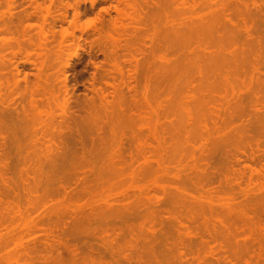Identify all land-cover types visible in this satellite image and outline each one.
<instances>
[{
	"label": "rangeland",
	"instance_id": "obj_1",
	"mask_svg": "<svg viewBox=\"0 0 264 264\" xmlns=\"http://www.w3.org/2000/svg\"><path fill=\"white\" fill-rule=\"evenodd\" d=\"M120 2L121 4L119 0H0V264H264L263 120L260 123L261 118H264L262 106L264 89L259 84L255 85L264 77L255 71L251 72L253 71L251 68L256 65L260 67L259 71H264V63L255 64L254 49L252 52L254 55L249 53L246 54L249 57H245L241 50L238 51L240 47L225 44L229 46L228 48L222 44L223 40L220 43L221 38H225L224 35L235 36V33L241 30L242 17L238 16L246 17V21L259 17L256 19H260V23L255 19L256 25L258 29L264 27V0ZM236 2L240 3L239 8ZM243 4L246 6L243 7ZM244 8L257 16L253 18L249 15L247 18L250 13L247 15L245 12L242 13ZM226 12L228 15L234 13H231L233 17H229ZM235 17L239 18L240 22ZM227 19L232 25L236 23L235 26L239 30L227 24ZM99 20L103 22L101 26ZM108 21L113 22V26L111 23L109 25ZM210 22H214V26ZM208 23L213 27L210 28ZM221 23L222 27L229 25L233 28H226L228 31L224 28H220L219 31L222 29L220 32L215 31V27L218 29ZM198 25L206 27L205 33L208 28L212 34L214 33L212 29L216 34L222 33L220 37L217 35L219 43L213 39L216 34L211 38L213 35H210L209 31L210 34L206 35L211 37L205 40L203 27L201 32L198 30L200 34L196 32L198 28L195 26ZM192 27L197 28L196 33L186 31ZM186 32L191 34V37ZM185 34L191 39H186L189 40V45L186 42L187 46L195 47L184 49L186 46H183L184 48L180 49L181 45H186L183 44ZM195 34H198V38L200 36L198 40L201 37L205 40L204 42L200 40L201 45L203 43L204 45L198 46L200 45L198 40L193 44L190 42L194 41ZM99 35L102 36L101 39ZM107 35L112 36L116 43L119 39L118 44L120 42L122 44L114 45V48L118 47L116 50L118 55L113 57L114 61L111 59V63L112 65L118 63L124 73L135 69L136 64L133 62L129 65L125 60L129 56L123 58L122 56H125L123 52L128 51L126 48H130L129 52L134 49L132 55H135L139 63L137 64L139 73L134 75L137 85L135 90L129 93L131 95L126 91L124 84L120 83L119 75L115 74V65L114 68L111 64L106 65L107 59L103 54L115 50L110 45L112 37L111 40H107ZM44 38H48L47 41ZM211 40H214L215 45ZM39 43H45L46 46L41 48L46 49H38ZM126 45L128 46L123 51L122 46ZM234 47L235 51L232 49ZM197 48L203 50L199 51ZM219 48L222 51H219ZM182 49L184 52L181 53ZM185 50L190 53L189 58ZM216 50L223 58L231 57L228 61L229 65L234 63L233 66L225 68L234 69L233 73L230 69L226 72L224 67L225 71L221 69L217 72V65L215 70L213 66L211 71L209 70L213 71L214 75L212 73L210 76L207 70L206 73L199 74L201 63L204 65L208 62H203L205 55L208 57L209 53H216ZM40 52L45 55L40 56ZM200 52L203 53L202 58L196 60ZM227 52L233 54L234 60ZM244 52L249 51L245 49ZM185 56L188 60L193 56L196 63L194 60L191 65L196 67L186 65L190 64L191 60L186 61ZM250 56L254 58L251 59ZM119 57H122L121 60ZM47 58L49 59L46 62ZM123 59L126 62H123ZM25 60L30 62L21 63ZM238 61L246 65L247 69L241 71L243 65L237 69ZM183 62H186L185 65ZM252 63L253 67L250 66ZM14 65L18 69L17 73ZM179 65L182 66L181 69H178ZM219 67L221 68V65ZM39 69L44 70L41 72ZM106 69H110L111 72L114 70L112 74L111 72L108 74V78ZM179 70H183L182 73ZM194 70L196 73H192ZM219 72L223 73L222 77ZM249 72L255 75L252 77ZM96 74L97 76L99 74L98 78ZM100 76H104V79ZM260 77L261 79H258ZM249 80H252L251 85L248 84ZM106 82L110 84L113 82L114 88L104 87ZM61 83L67 88L64 89ZM97 87L101 88V91H98L103 94L108 91L104 95L101 93L98 95ZM253 90H257L258 94L253 95ZM64 92L66 94H63ZM128 95L134 97L132 101L127 99ZM29 96H32L33 102ZM254 96L262 99L256 97L258 100L256 103L259 104L252 103L256 111H252L250 104L255 102ZM250 98L254 101L250 102ZM134 99L137 100L134 102ZM237 99H241L244 104L250 102L245 104L247 105L244 106L247 108L245 112L240 113L237 110L239 115L235 110L238 108ZM76 101L79 105L74 107ZM88 101L91 102L90 105ZM79 106H82L81 109L89 107L87 108L89 112L81 111ZM258 107H261V110ZM213 109H219L221 112ZM225 109L226 111L231 109L229 114ZM74 110L76 112H72ZM87 112L94 117L85 114ZM250 112L255 113L251 116ZM256 112L261 114L257 115ZM15 115H18L17 119L21 117L19 122L14 119ZM253 117L252 122L250 119ZM73 118L82 121L80 126H78L80 121H77V127H80L79 131L76 129L77 132L74 128L76 120ZM88 118L92 119H89L91 122ZM248 119L251 122L247 123ZM12 120H16L18 124H14ZM254 123L260 124L262 130L258 131L262 133L258 135V139L261 137L263 141L260 139L258 144H254V139L248 137L252 134L255 137V132L259 128V125ZM63 124L67 129L64 126L60 127ZM96 124L99 127L103 124L106 128L105 130L102 126L104 130H101L100 136L102 140L105 139L101 141L102 143L97 140ZM245 124L247 126L251 124V127L246 126L244 129ZM238 125L241 129L244 125V130L238 131ZM247 129H252L253 133ZM245 130L248 133L246 135ZM104 132L105 136L112 135L109 136L112 140L109 137L105 138L102 135ZM56 133L60 136L57 137ZM63 134L65 135L62 137ZM113 135L119 137L114 139ZM68 136L76 143L84 138L82 144L85 145V150L86 146L89 150L92 147L94 150L98 146L100 149L96 151L99 155H93L95 154H92L93 150L89 152L88 149L84 155V151L78 152L80 145L70 142L73 140ZM103 143H107V146ZM54 145L61 147L57 148ZM67 146L71 147L70 151ZM120 146L123 151L120 150ZM124 148H127L126 151L129 150V153L132 151L130 153L132 158ZM257 148L258 155L263 151L261 158L258 155L252 156L257 154ZM237 149L242 150L241 153L244 152L248 159ZM72 150L77 154L75 152L71 154ZM105 150L106 152H103ZM58 154L59 156L55 158ZM70 154L75 157L71 156L70 159ZM84 156L91 157L87 159ZM92 158L96 162H93ZM96 158L102 159L98 161ZM236 158L242 160L238 161L241 164H237ZM63 161L68 162L65 164ZM244 164L252 168L248 169ZM90 169L92 172H89ZM191 215L194 219L189 217ZM188 219L195 222L191 224ZM179 220L186 226L189 227L190 224L191 226L178 228L180 223L176 225V222ZM113 225L116 227L113 228ZM206 225L208 229L205 228Z\"/></svg>",
	"mask_w": 264,
	"mask_h": 264
},
{
	"label": "bare ground",
	"instance_id": "obj_2",
	"mask_svg": "<svg viewBox=\"0 0 264 264\" xmlns=\"http://www.w3.org/2000/svg\"><path fill=\"white\" fill-rule=\"evenodd\" d=\"M115 1H116V0H115ZM120 1H122V0H119V3L121 4ZM125 1H126V0H123V2H125ZM206 1H207V0H206ZM212 1H213V0H212ZM236 1H238V0H236ZM245 1H246V0H245ZM128 2H129V1H128ZM243 2H244V1H243ZM115 3L117 4V2H115ZM119 3H118V4H119ZM132 3H133V2H132ZM143 3H144V2H143ZM154 3H155V2H154ZM204 3H205V2H204ZM206 3H208V2H206ZM209 3H210V1H209ZM236 3H237V2H236ZM238 3H239V2H238ZM238 3H237V5H236L237 7L240 5V3H239V5H238ZM151 4H152V3H151ZM212 4H213V3H212ZM215 4H216V3H215ZM215 4H214V5H215ZM128 5H129V4H128ZM210 5H211V4H210ZM214 5H213V6H214ZM227 5H229V4H227ZM150 6H151V5H150ZM236 6H235V10H237V9H236ZM242 6L244 7V6H246V5L243 4ZM116 7H117V6H116ZM118 7H119V6H118ZM124 7H125V5H124ZM155 7H156V6H155ZM210 7H211V6H210ZM113 8H114V7H113ZM113 8H112V10H113ZM121 8H123V5H122ZM143 8H144V7H143ZM145 8H146V7H145ZM149 8H151V7H149ZM227 8H228V6H227ZM238 8H239V7H238ZM240 8H241V7H240ZM229 9H230V8H229ZM231 9H232V8H231ZM242 9H243V8H242ZM244 9H245V8H244ZM107 10H108V9H107ZM112 10H111V11H112ZM114 10H116V9H114ZM120 10H121V9H120ZM141 10H142V9H141ZM116 11H117V10H116ZM225 11H226V9H225ZM246 11H247V8H246L243 12L240 10V12H242V13L245 12L246 15H247V13H250V14L247 15V18L250 17L249 15H252L253 18H254V16L256 15V14H255V15H254V14H251V12H250L249 10H248L249 12H248V11L246 12ZM102 12H103V11H102ZM143 12H144V11H143ZM229 12H230V11H229ZM233 12H234V10H233ZM240 12H238V13H240ZM118 13H119V11H118ZM226 13H227V15H228V12H226ZM231 13H232V12H231ZM231 13L228 15L229 17L231 16ZM236 13H237V12H236ZM236 13H235V14H236ZM256 13H257V12H256ZM260 13H261V12H260ZM104 14H105V13H104ZM106 14H107V13H106ZM146 14H147V13H146ZM146 14H145V17H147L146 19L149 20V19H148V16H146ZM232 14H234V13H232ZM118 15H120V14H118ZM139 15H140V14H139ZM142 15H143V14H142ZM142 15H141V16H142ZM225 15H226V14H225ZM242 15H243V14H242ZM244 15H245V14H244ZM246 15H245V16H246ZM123 16H124V14H123ZM236 16H238V15H236ZM245 16H244V17H245ZM252 16H251V18H252ZM256 16H257V15H256ZM232 17H233V15L231 16V18H232ZM238 17H239V18H240V17L243 18V16H238ZM224 18H227V17L224 16ZM231 18H230V19H231ZM235 18L237 19V17H235ZM239 18L237 19V21L239 20ZM242 18L240 19V20H242V22H241L242 26H241V28H240V29H241L240 31H241L242 33H240V31H237L238 33H237V34L235 33V36H234L233 34H231V35H229V36H227L228 34H227V35H224L225 38H221V40L219 39V40H220V43H221L222 40H223L224 42H222V44H224V45H225V44H228V45L231 44L232 46L240 47V48L238 49V51L241 50L242 55H243V54L246 55V54H249V53H251V55H252V54H253L252 52H253V49H254V52L256 53V54H255V55H256V56H255V57H256V58H255L256 63L254 62V60H252L253 63H255V64H258V63L262 64V63H264V58H263V52H264V32H263V30H264V27L262 26L263 28L260 27L261 29H258L259 27L256 25L255 19H256V18H259V17H256V18H254V19H250V18H249V20L247 19V21H249V23H247V21H246V19H245L246 17L243 18V19H242ZM99 19H100V18H99ZM122 19H123V18H122ZM124 19H125V18H124ZM147 20H146V21H147ZM227 20H228V21H227V24H229L230 26L236 27V26H235V25H236L235 22H234L235 24L233 23L234 25H232V23L230 22V20H229V19H227ZM240 20H239V22H240ZM256 20H257V19H256ZM259 20H260V19H259ZM259 20H257V22H259ZM101 21H103V20L101 19ZM101 21L99 20V23H100V24L98 23L100 26H101V24H103V22H101ZM111 21H113V19H112ZM111 21H108V22H109V25H111V24L113 23V22L111 23ZM224 21H226V20H224ZM234 21H236V20H234ZM237 21H236V22H237ZM115 22H116V21H115ZM148 22H149V21H147V23H148ZM110 23H111V24H110ZM210 23H211V22H210ZM213 23H214V22H213ZM213 23H211V24L213 25ZM259 23H260V22H259ZM117 24H118V23H117ZM211 24L209 25V23H208V26H209L210 28L214 26V25L212 26ZM221 24H222V25H220L221 27H219L218 29H217V27H215L216 29H214V30H215V31H217V30L219 31L220 28H224V29H226V28L228 29V27H229V29L231 28L229 25H228V27H225V26L222 27V26H223V23H221ZM121 25H122V24H121ZM199 25H200V24H199ZM199 25H198V26H195V27L198 28V29L196 28L197 31H196V29H193V28H195V27H192L193 30L190 28V29H188V30H186V31L191 30L192 32L194 31V33H196V32H198V30H199V32H201L202 29L204 28L203 26H204L205 24H204L203 26H201V27H203L202 29H201V27H200ZM3 26H5V24H4ZM112 26H113V24H112ZM112 26H111V27H112ZM116 26H117V25H116ZM116 26H115V27H116ZM127 26H128V25H127ZM216 26H217V25H216ZM218 26H219V24H218ZM226 26H227V25H226ZM115 27H114V28H115ZM123 27H124V26H123ZM147 27H148V26H147ZM233 27H232V28H233ZM6 28H7V27H6ZM6 28H3V29L5 30ZM118 28H119V27H118ZM121 28H122V27H121ZM141 28H142V27H141ZM205 28H206V27H205ZM205 28L203 29V32L205 31ZM210 28H208V30H207L206 33L204 32L205 40H206V38L209 39L208 37H211V36L206 35V34H210V33H211V32H210L211 30L209 31ZM232 28H231V29H232ZM236 28L238 29V27H236ZM3 29H1V30H3ZM101 29H102V27H101ZM101 29H99V30L102 31ZM185 29H187V28H185ZM227 29H226V31H228ZM234 29H235V28H234ZM262 29H263V30H262ZM4 30H3V31H4ZM8 30H9V29H8ZM214 30L212 29V31H213L214 33H213V34H212V33L210 34V35H213L211 38H213V37H214V34H216ZM221 30H222V29H221ZM221 30H220V31H221ZM235 30H236V29H235ZM238 30H239V29H238ZM258 30H259V31H258ZM183 31H184V30H183ZM195 31H196V32H195ZM208 31H209L210 33H208ZM220 31H219V32H220ZM224 31H225V30H224ZM233 31H234V30H233ZM233 31H231V32H233ZM5 32H6V31H5ZM199 32H198V33H199ZM203 32H202V33H203ZM219 32H218V34H219ZM222 32H223V31H222ZM229 32H230V31H229ZM101 33H103V32H101ZM101 33H99V34L102 35ZM225 33H227V32H225ZM225 33H224V34H225ZM233 33H234V32H233ZM63 34H64V33H63ZM65 34H66V33H65ZM65 34H64V35H65ZM67 34H68V33H67ZM186 34H187V32H186ZM186 34H185V35H186ZM199 34H200V33H199ZM218 34H216V36H215L216 38H215V37L213 38L214 40H215V39L217 40V38H219V37H220V34H222V33H220L219 35H218ZM242 34H243V36H242ZM43 35L45 36L46 34H43ZM64 35H62V36L64 37ZM71 35L73 36V34H71ZM71 35H70V36H71ZM100 35H99V38L101 39L102 36L100 37ZM140 35H141V33H140ZM187 35L190 36L191 34H190V35L187 34ZM187 35H186V37H185V41L183 42V44L186 43V42H188V45H189V40L186 41V39H187V38L190 39L191 36L188 37ZM197 35H198V34L193 35V36H195L196 38L192 36V37L194 38V41H190V42H192V44H193V42H195V40H198V39L200 38V36H199V38H198ZM217 35H218L219 37H218ZM46 36H47V35H46ZM68 36H69V35H68ZM68 36H66V37H68ZM107 36H108V35H107ZM176 36H178V35H176ZM206 36H207V37H206ZM222 36H223V35H222ZM103 37H104V35H103ZM109 37H110V35L108 36V39H107V40H109V39L111 40V37H112V36H111L110 38H109ZM134 37H135V36H134ZM45 38H46V37H45ZM45 38H44V40L47 41L48 38H47V39H45ZM64 38H65V37H64ZM130 38H131V37H130ZM137 38H138V37L136 36V40H137ZM105 39H106V38H105ZM112 39H113L112 44H110V45H111V48H112V47L114 48L115 46H119V45L121 46V45H122V44H120L121 42L118 44L119 39H118V42H117V43H116V41H115V39H114L113 37H112ZM133 39H135V38H133ZM139 39H141V38H139ZM201 39H202V37H201ZM201 39H200V40H201ZM190 40H191V39H190ZM200 40L197 41V42L200 43V45H198V46H202V45H204V43H203L202 45H201V43L204 42L205 40L202 39V40H203L202 42H201ZM214 40H211V42H213ZM39 41H40V40H39ZM41 41H42V40H41ZM114 41H115V42H114ZM131 41H132V40H131ZM225 41H226V42H225ZM34 42H35L34 44L36 45V44H37L36 41H34ZM37 42H38V40H37ZM43 42H44V41H43ZM123 42H125V41H123ZM127 42H128V41H127ZM207 42H208V41H207ZM207 42H206V44H205L206 46H207ZM211 42H210V43H211ZM216 42H218V40H217ZM41 43H42V42H41ZM41 43H39V45H40L39 47H40V48H38V47H36V48H38V49H43V48L46 46L45 43H44V44H41ZM61 43H62V42H61ZM110 43H111V42H110ZM113 43H114V44H113ZM218 43H219V42H218ZM34 44L32 43L33 46H34ZM115 44H118V45H115ZM133 44H134V43H133ZM133 44H132V45H133ZM197 44H198V43H197ZM197 44H195V45H197ZM212 44L215 45V42H213ZM44 45H45V46H44ZM93 45H94V44H93ZM114 45H115V46H114ZM213 45H212L211 47H213ZM216 45H221V44H216ZM231 45H230V46H231ZM238 45H241V46H238ZM37 46H38V44H37ZM42 46H44V47L41 48ZM102 46H103V45H102ZM104 46H105V45H104ZM127 46H128V45H126V46H122V48L124 47V48H123V51H124V49H125ZM183 46H186V47L184 48ZM190 46H192V45H190ZM190 46H187V43H186V45H181L180 49H181L182 47H183L184 49H188V47L191 48ZM206 46H205V47H206ZM209 46H210V45H209ZM225 46H227V45H225ZM232 46H231V47H232ZM92 47H93V46H92ZM109 47H110V46H109ZM129 47H130V45H129ZM171 47H172V46H171ZM192 47H195V46H192ZM196 47H197V46H196ZM205 47H202V48L205 49ZM214 47H215V46H214ZM227 47L229 48V46H227ZM231 47H230V48H231ZM235 47H234V48H235ZM122 48H121V50H122ZM135 48H136V47H135ZM175 48H176V47H175ZM177 48H178V47H177ZM198 48H199V47H198ZM198 48H197V49H198ZM202 48H200V49H198V50L200 51ZM207 48H208V46L206 47V50H207ZM216 48H218V47H216ZM216 48H215V49H216ZM220 48H221V47H220ZM220 48H219V51L224 50V46H223V49L221 48L222 50H220ZM228 48H227V49H228ZM234 48H232V49L235 51L236 48H235V49H234ZM250 48H251V49H250ZM44 49H46V48H44ZM102 49H103V48H102ZM114 49H115L114 51H109L108 53L105 52L106 55H105V53L103 54L104 57H105V59H107V61H106L107 64H106V65H110V64L112 65L111 61L113 60V57H116V56L118 55V54L116 53V50L118 49V47H117V48H114ZM126 49H128V51L123 52V53L125 54V56H122V57L125 58V57L129 56V58L125 59V60H127V63H129V65H130V63L135 62L134 64H136V65H134V66H135V69L133 68L134 71H133L132 69H130L129 71L127 70L128 73H124V71L120 68L121 66L119 67V66L117 65L118 63H116V64H114V65H115V71H116L115 74H118V75H119V77H120V83H121V84H124V87L126 88V91H127L128 94H129V93H131V92H133V91L135 90L136 85H137V83H136V85H135V82H137V81H136V78L134 77V75L136 76V75L139 73V72H138V66H137V64H139V63H137V60H136L135 55H134V56L132 55V54H134V51H133L134 49H133L131 52H129L130 48H126ZM126 49H125V50H126ZM180 49H178V50H180ZM184 49H182L183 51H181V53L184 52ZM203 49H202V50H203ZM215 49H214V50H215ZM232 49H231L230 51H232ZM245 49H248L249 52H244ZM48 50H49V49H47L46 52H48ZM108 50H109V49H108ZM174 50H175V49H174ZM191 50H192V49H190V51H191ZM194 50H195V48H194ZM202 50H201V51H202ZM206 50H205L203 53H205ZM209 50H210V49H209ZM214 50H210V51H214ZM251 50H252V51H251ZM102 51H103V50H101V52H102ZM185 51H186V50H185ZM192 51H193V50H192ZM207 51H208V50H207ZM225 51H226V49H225ZM234 51H233V53H234ZM18 52H19V51H18ZM42 52H44V50H42ZM42 52H40L39 55L43 57V55H45V54H44L45 52H44L43 54H41ZM119 52H120V51L118 50V53H119ZM135 52H136V51H135ZM174 52H175V51H174ZM186 52H187V51H186ZM194 52H195V51H194ZM236 52H237V51H236ZM95 53H96V52H95ZM126 53H127V54H126ZM188 53H189V52H187V54H186V53H185V54L188 56ZM203 53H202V52L198 53L200 56L196 53L197 56H198V58H197L196 60H200L199 58H202L201 54H203ZM207 53H209V52H207ZM207 53H206V54H207ZM219 53H220V52H219ZM223 53H224V52H223ZM225 53H226V52H225ZM88 54H89V53H88ZM107 54H108V55H107ZM116 54H117V55H116ZM139 54H141V53H139ZM189 54H190V53H189ZM191 54L194 55L193 52H191ZM196 54H195V55H196ZM209 54H210V53H209ZM209 54H208V57H207V55L204 54L206 58H205L204 60L202 59L203 62H204V61H206V62L208 61L207 63L205 62V63H206V64H204L205 67H204L203 63H201L202 66H201L200 68L197 67V68H199V70H200L201 68L204 67L203 70L201 69L202 71H201V70H200V71L198 70V72H200L199 74H201V75H202V73L205 72L206 70H207L206 72H210L211 69H212V66H213V70H215V68H216L217 65H218V68H217V70H216V71L218 72L219 70H220V71H221V69L224 70L225 67H230L231 65L233 66V64H234V63H233V64H230V65H229V61H228V59L231 58V57L224 56V57H227V58H223V57H222L223 55H221V54H217V50H216V53H211L210 56H209ZM227 54L230 55L231 53H228V52H227ZM227 54H226V55H227ZM235 54H236V53H235ZM240 54H241V53H240ZM92 55H93V54H92ZM126 55H127V56H126ZM224 55H225V54H224ZM229 55H228V56H229ZM242 55H241V56H242ZM253 55H254V54H253ZM94 56H95V55H94ZM173 56H174V54H173ZM189 56H190V55H189ZM189 56H188V58H189ZM219 56H220V57H219ZM230 56L233 57V54H231ZM36 57H37V56H36ZM104 57H103V58H104ZM110 57H111V58H110ZM122 57H119V60H121ZM185 57H186V56H185ZM245 57H249V55H246ZM109 58H110V61H109ZM117 58H118V57H117ZM186 58H187V57H186ZM186 58H185V59H186ZM188 58H187L186 61H190V60H191V61L189 62L190 64H188V63H186V62H185V63H186V65L190 66V65L192 64V62H194L195 59H194L193 56L191 57L193 60H192L191 58H190V60H188ZM236 58H237V57H236ZM238 58H240V55H239ZM242 58H243V57H242ZM250 58L252 59V58H254V57L250 56ZM48 59H49V58L45 59V61L48 60ZM111 59H112V60H111ZM232 59L234 60V57H233ZM243 59H245V58H243ZM243 59H242V60H243ZM248 59H249V58H248ZM248 59H246V62H248V61H247ZM251 59H250V61H251ZM114 60H115V58H114ZM114 60H113V61H114ZM125 60L123 59V62H126ZM196 60H195L194 63H196ZM215 60H216V61H215ZM218 60H219V61H218ZM233 60H232V62H233ZM235 60H236V59H235ZM242 60L240 59V61H242ZM50 61H51V59H50ZM56 61H57V60H56ZM173 61H174V60H173ZM212 61H213V62H212ZM230 61H231V60H230ZM240 61H238L237 69L239 68V66L241 67V66L243 65ZM24 62L29 63L30 61H28V62H27V60H25V61H21V63H24ZM31 62H32V61H31ZM42 62H44V61L42 60ZM46 62H47V61H46ZM200 62H201V61H200ZM217 62H218V63H217ZM220 62H221V63H220ZM232 62H231V63H232ZM235 62L237 63V61H235ZM239 62H240V63H239ZM26 63H25V64H26ZM34 63H35V62H34ZM48 63H49V62H48ZM63 63H64V62H63ZM166 63H167V62H166ZM171 63H172V62H171ZM174 63H175V62H174ZM181 63H182V62H181ZM185 63L183 62L184 65H185ZM214 63H217V64H214ZM243 63H244V61H243ZM253 63L250 64V66L253 65ZM35 64H36V63H35ZM35 64H34V65H35ZM44 64H46V63L44 62ZM50 64H51V63H50ZM61 64H62V63H61ZM92 64H93V63H92ZM104 64H105V62H104ZM183 64H182V65H183ZM15 65H16V64H15ZM15 65H14V67H15V70H16V73H17V72H18V71H17L18 69L16 68ZM36 65H37V64H36ZM46 65H47V64H46ZM62 65H64V64H62ZM67 65H68V64H67ZM93 65H94V64H93ZM95 65H97V64H95ZM114 65H112L113 68H114ZM119 65H120V64H119ZM180 65H181V64H180ZM180 65L178 66V69H181L182 66L180 67ZM198 65H200V64H198ZM220 65H221V68L219 67ZM222 65H224V66H222ZM263 65H264V64H263ZM23 66H24V65H23ZM39 66H40V64H39ZM39 66H38V68H39ZM50 66H51V65H50ZM60 66H61V65H60ZM125 66H126V65H125ZM132 66H133V65H132ZM132 66H130V67H132ZM191 66H195V67H196V65H191ZM191 66H190V67H191ZM215 66H216V67H215ZM232 66H231V67H232ZM235 66H236V65H235ZM243 66H244V65H243ZM248 66H249V65H248ZM248 66H247V67H248ZM250 66H249V67H250ZM14 67H13V68H14ZM43 67H44V66H43ZM46 67H47V66H46ZM48 67H49V64H48ZM63 67H64V66H63ZM99 67H100V66H99ZM101 67H103V66H101ZM112 67H111V68H112ZM122 67H123V65H122ZM142 67H143V66H142ZM183 67H184V66H183ZM223 67H224V68H223ZM245 67H246V65H245L244 67H242V69H240V70H241V71H242L243 69L246 70L247 68H245ZM251 67H253V66H251ZM256 67H258V66L256 65V66H254L253 68H251V70H253V71H251V72H254V71H255V72H257V74H259V76H260V75H263L262 77H264V71H263V70H262V71H259V70H260V69H259L260 67H258V68H256ZM34 68H35V67H34ZM40 68H41V66H40ZM64 68H65V67H64ZM97 68H98V67H96V69H97ZM113 68H112V69H113ZM174 68H175V67H173V69H174ZM186 68H187V66H186ZM205 68H206V69H205ZM209 68H210V69H209ZM219 68H220V69H219ZM262 68H263V66H262ZM262 68H261V69H262ZM41 69H42V68H41ZM62 69H63V68H62ZM96 69H95V70H96ZM99 69H100V68H99ZM112 69H111V70H112ZM127 69H128V67H127ZM178 69H177V70H178ZM225 69H226V68H225ZM229 69H230V68H229ZM229 69H228V70H229ZM39 70H40V69H39ZM43 70H44V69H43ZM43 70H42V71H43ZM45 70H47V69H45ZM63 70H64V69H63ZM106 70H107V69H106ZM131 70H132L133 72H132ZM175 70H176V68H175ZM175 70H174V71H175ZM183 70H184V69H183ZM183 70H181V71L179 70V71L182 73ZM191 70H192V68H191ZM209 70H210V71H209ZM223 70H222V72H223ZM228 70L226 69V72H227ZM230 70H232V69H230ZM230 70H229V71H230ZM233 70H234V69H233ZM233 70H232V73H233ZM0 71H1V70H0ZM40 71H41V70H40ZM40 71H39V74H40ZM42 71H41V72H42ZM64 71H65V70H64ZM96 71H97V70H96ZM113 71H114V70H112V72H113ZM179 71H177V72H179ZM185 71H186V69L184 70V72H185ZM216 71H215V72H216ZM224 71H225V70H224ZM249 71H250V69H249ZM105 72H107V78H108V76H109L108 74L111 72L110 69L107 70V71H105ZM112 72H111V74H112ZM125 72H126V71H125ZM177 72H175V73H177ZM180 72H179V73H180ZM193 72L196 73L195 70L192 71V73H193ZM198 72H197V73H198ZM206 72H205V73H206ZM234 72H235V71H234ZM246 72H248V71H245V73H246ZM14 73H15V71H14ZM205 73H204V74H205ZM212 73H213V71L210 72L209 75L211 76ZM223 73H224V72H223ZM223 73H221V74H223ZM232 73H231V74H232ZM236 73H237V72H236ZM249 73H250V72H249ZM18 74H19V73H18ZM61 74H62V73H61ZM172 74H173V73H172ZM204 74H203V75H204ZM219 74H220V72H219ZM221 74H220V75H221ZM250 74L252 75V77H253V75H255V73H254V74L250 73ZM15 75H16V74H15ZM205 75H206V74H205ZM213 75H214V73H213ZM213 75H212V76H213ZM220 75H218V76H220ZM16 76H18V75H16ZM94 76H95V75H94ZM96 76H97V74H96ZM98 76H99V74H98ZM98 76H97V78H98ZM104 76H105V75H104ZM104 76H103V77H104ZM197 76H198V75H197ZM215 76H216V75H215ZM224 76H225V75H224ZM226 76H228V75H226ZM242 76H244V75H242ZM248 76H249V75H248ZM248 76H247V77H248ZM259 76H258V77H259ZM100 77H101V76H100ZM100 77H99V78H100ZM103 77H101V78H103ZM111 77H112V76H111ZM111 77H110V78H111ZM116 77H117V76H116ZM208 77H209V76H208ZM213 77H214V76H213ZM216 77H217V76H216ZM221 77H222V75H221ZM255 77L257 78V76H255ZM22 78H23V77H22ZM62 78H63V77H62ZM93 78H94V77H93ZM198 78H199V77H198ZM204 78H205V77H204ZM226 78H227V77H226ZM228 78H229V76H228ZM95 79H96V78H95ZM103 79H104V78H103ZM161 79H162V76H161ZM202 79H203V77H202ZM208 79H209V78H208ZM258 79H261V77L258 78ZM258 79H257V80H258ZM97 80H98V79H97ZM97 80H96V81H97ZM100 80L102 81V79H100ZM113 80H115V79L113 78ZM247 80H248V79H247ZM253 80H254V78H253ZM115 81H116V80H115ZM138 81H139V80H138ZM251 81H252V80H251ZM251 81L249 80V81H248V84H249ZM16 82H18V81H16ZM97 82H98V81H97ZM117 82H118V81H117ZM130 82H132L134 85H133V84L131 85ZM64 83H65V82H64ZM64 83H61V84L63 85ZM66 83H67V82H66ZM66 83H65V84H66ZM94 83H95V82H94ZM94 83H93V84H94ZM100 83H102V82H100ZM245 83H246V82H245ZM67 84H68V83H67ZM93 84H92V86H93ZM121 84L118 85V86H120V88H121ZM252 84H254V83H252ZM258 84L264 89V79H262V80H258V81L256 82L255 85L258 86ZM250 85H251V83H250ZM67 86H68V85H67ZM94 86H95V84H94ZM105 86L110 87V88H114L115 85H113V82H112L111 84L106 82V83H104V87H105ZM252 86H253V85H252ZM64 87H65V88H64ZM30 88H31V87H30ZM60 88H61V87H60ZM63 88L66 89V88H67L66 85H63ZM91 88H92V87H91ZM97 88H98V87H97ZM118 88H119V87H118ZM250 88H251V87H250ZM253 88H256V87L253 86ZM262 88H261V89H262ZM32 89H33V87H32ZM68 89H69V88H68ZM68 89H67V90H68ZM95 89H96V88H95ZM121 89H122V88H121ZM256 89H257V88H256ZM261 89H260V90H261ZM44 90H45V88H44ZM69 90H70V89H69ZM69 90H68V91H69ZM73 90H74V88H73ZM98 90L101 91V88H98L97 91H98ZM102 90L104 91V89H102ZM124 90H125V89H124ZM193 90H194V89H193ZM193 90H192L191 92H193ZM97 91H96L97 94H98V93H101L100 91H98V92H97ZM103 91H102V92H103ZM107 91H108V90H106L105 93H107ZM253 91H254V90H253ZM256 91H257V90H256ZM256 91L253 92V95L258 94V93H256ZM263 91H264V90H263ZM111 92H112V91H111ZM111 92H110V93H111ZM194 92H195V90H194ZM208 92H211V91H208ZM246 92H247V91H246ZM246 92H245V95L247 94ZM105 93H104V94H105ZM249 93H250V92H249ZM254 93H256V94H254ZM261 93H262V92H261ZM31 94H32V93H31ZM31 94H30V95H31ZM63 94H66V92H64ZM101 94L104 95L103 93H101ZM207 94H208V93H207ZM213 94H214V93H213ZM262 94H264V92H263ZM98 95H99V94H98ZM129 95H131V94H129ZM129 95H128V97H129ZM193 95H194V94H193ZM200 95L203 96L204 94H203V95L200 94ZM205 95H206V94H205ZM243 95H244V94H242V96H243ZM245 95H244V96H245ZM107 96H108V94H107ZM107 96H105V97H107ZM111 96H114V95H111ZM132 96H133V93H132ZM207 96H208V95H207ZM247 96H248V94H247ZM98 97H99V96H98ZM128 97H127V99H128V100H131V101H132V99L134 98V97H133V98H131V97L128 98ZM191 97H192V96H191ZM193 97H194V96H193ZM197 97H198V96H197ZM251 97H252V96H251ZM254 97H255V96H254ZM254 97H253V98H254ZM256 97L258 98L259 96H256ZM256 97H255V102H251V100L254 101V99H251V98H250V102H251V103H250V102H247V103H245V104L250 103V104L252 105V108H253V104H254V103H255V104H259V103H256V102H258V100H256ZM29 98H32V96H29ZM101 98H102V96L100 95L99 99H101ZM195 98H196V97H195ZM247 98H248V97H247ZM75 99H76V98H75ZM97 99H98V98H97ZM241 99H242V97H241ZM241 99H240V100L237 99V100H239V101H237L238 104L235 102L236 105H238V106H237L238 108L235 109V110H236V111L239 110L240 113L245 112V110L247 109V108H245L247 105H245L244 103H242ZM258 99L262 100L261 98H258ZM31 100H32V102H33V98H32ZM31 100H30V101H31ZM85 100H86V98H85ZM85 100H84V101H85ZM91 100H92V99H91ZM91 100H90V101H91ZM135 100H137V99H134V102H135ZM211 100H212V99H211ZM247 100H248V99H247ZM35 101H36V100H35ZM35 101H34V102H35ZM66 101H67V100H66ZM105 101H106V100H105ZM124 101H125V100H123V102H124ZM69 102H70V101H69ZM69 102H68V103H69ZM91 102H92V101H91ZM91 102L88 101L89 105H90ZM93 102H95V101L93 100ZM106 102H107V101H106ZM245 102H246V99H245ZM260 102H261V101H260ZM262 102H263V101H262ZM83 103H84V102H83ZM88 103H87V104H88ZM132 103H133V102H131V104H132ZM252 103H253V104H252ZM70 104H71V103H70ZM74 104H75L74 107H75L77 104L79 105V103H78L77 101H76ZM80 104H81V103H80ZM85 104H86V103H85ZM87 104H86V105H87ZM125 104H127V102H126ZM131 104H130V105H131ZM255 104H254V105H255ZM81 105H84V104H81ZM86 105H85V106H86ZM89 105H88V106H89ZM130 105H129V106H130ZM214 105H216V103H215ZM129 106H128V107H129ZM244 106H245V107H244ZM248 106H250V105H248ZM262 106H264V105L262 104ZM262 106H261V107H262ZM80 107H82V106H79V108H80ZM89 107H90V106H89ZM89 107H87V108L89 109ZM92 107H93V106H92ZM128 107H127V108H128ZM216 107H217V106H216ZM261 107H260V108H261ZM84 108H85V107H83L82 109L80 108L81 111H82V110H83V111H86V110H87V111L89 112V110H88L87 108H86V109H84ZM93 108H94V107H93ZM93 108H92V109H93ZM226 108H227V107H226ZM234 108H236V106H235ZM255 108H257V107H255ZM260 108L258 107V109H260ZM248 109H249V108H248ZM262 109H263V108H262ZM14 110H15V109H14ZM70 110H71V109H70ZM70 110H68V111H70ZM213 110H214V111H217V110H219V109H217V110L213 109ZM213 110H212V111H213ZM230 110H231V109H230ZM230 110H229V111H230ZM260 110H261V109H260ZM10 111H12V110H10ZM79 111H80V110H79ZM79 111H78V112H79ZM90 111H91V110H90ZM219 111L221 112V110H219ZM222 111H223V110H222ZM225 111H226V109H225ZM229 111H228V109H227L226 112H228V114H229ZM232 111H234V110H232ZM247 111H248V110H247ZM252 111H256V110L253 108ZM257 111H259V110H257ZM262 111H263V110H262ZM16 112H17V111H16ZM72 112H76V111L74 110V111H72ZM72 112H71V113H72ZM88 112L85 113V114L88 115V114H89ZM239 112L237 111L236 114L238 113V115H239ZM67 113H68V112H67ZM130 113H131V112H130ZM250 113H251V112H250ZM254 113H255V112H254ZM254 113L252 112L250 115L253 116ZM256 113H257V115H258V114H261L260 112H259V113L256 112ZM72 114H73V113H72ZM72 114H71V115H72ZM76 114H77V113H76ZM83 114H84V113H83ZM85 114H84V115H85ZM91 114H92V111H91ZM236 114H235V115H236ZM9 115H10V114H8V117H9ZM78 115H79V114H78ZM84 115H83V116H84ZM238 115H237V116H238ZM242 115H243V114H242ZM245 115H246V114H245ZM250 115H249V116H250ZM262 115H263V114H262ZM2 116H3V115H2ZM2 116H1V117H2ZM5 116H6V115H4V117H5ZM17 116H18V115H15L14 119H15V118L17 119ZM72 116H73V115H72ZM75 116H76V115H75ZM75 116H74V118H75ZM80 116H81V115H80ZM88 116H90V115H88ZM88 116H85V117H88ZM91 116H93V115H91ZM91 116H90V117H91ZM237 116H235V118H237ZM246 116H247V115H246ZM4 117H3V118H4ZM6 117H7V116H6ZM93 117H94V116H93ZM230 117H231V116H229V118H230ZM257 117H258V116H257ZM261 117H262V116H261ZM3 118H2V119H3ZM20 118H21V117H20ZM20 118H18L17 121H18ZM74 118H73V119H74ZM77 118H79V117H76V119H77ZM80 118H82V117H80ZM80 118H79V119H80ZM244 118H246V117H244ZM249 118H250V117H249ZM6 119H7V118H6ZM10 119H11V118H10ZM76 119H74V121H75ZM79 119L75 121L76 123L73 121L74 124L76 125V126H75V125L73 124V125L75 126V127H74V128H75V131H76V129H77V131H79V128H80V127H79V128L77 127V123H78L79 121H80V123H79L78 126L82 125V123H81L82 121L79 120ZM82 119H83V118H82ZM89 119H90V118H88V120H89ZM94 119H95V118H94ZM94 119H93V120H94ZM253 119H254V117H253L252 119H250V120L252 121ZM3 120H4V119H3ZM63 120H65V119H63ZM86 120H87V119H86ZM88 120H87V123H89ZM90 120H92V119H90ZM90 120H89V121H90ZM248 120H249V119H248ZM250 120H249L247 123L251 122ZM262 120H263L262 124H264V118H261L260 123H261ZM12 121H14V124H15V123L18 124L16 120H12ZM12 121H11V122H12ZM77 121H78V122H77ZM97 121H98V120H97ZM100 121H102V120L100 119ZM253 121H254V120H253ZM253 121H252V122H253ZM258 121H259V119H258ZM18 122H19V121H18ZM63 122H64V121H63ZM65 122H67V120H66ZM90 122H91V121H90ZM102 122H105V121H102ZM255 122H256V121H255ZM60 123H61V121H60ZM69 123H70V122H69ZM83 123L86 124L85 121H84ZM11 124H12V123H11ZM14 124H13V125H14ZM64 124H65V123H64ZM64 124H63L62 126H60V127H63ZM66 124H68V123H66ZM94 124H95V121L93 122V125H94ZM100 124H101V123H100ZM105 124H106V123H105ZM108 124H109V123H107V125H108ZM255 124H256V123H254V125H255ZM241 125H242V124H241ZM256 125H257V124H256ZM258 125H259V128L257 129L256 132L254 131V132L256 133V134L254 133V134H255V137L252 136L253 134L251 135L252 137H251V136H248L249 138H253V139H254V144H255V143L258 144V141H259L260 139H261V140H260L261 142L263 141V139H262L261 137H260V139H258V138H259L258 135H259V134H260V135L262 134L261 132H258V131L260 130V127H261L260 124H258ZM258 125H257V126H258ZM67 126H68V125H67ZM94 126H95V125H94ZM94 126H93V127H94ZM100 126H101V125H100ZM102 126H103V124H102ZM102 126L99 127V126L96 124V127H98V128H97V131H96V132H97V138H98L97 140H98V142H99V141L101 142V141L105 140V139L102 140V139H101V136H100L101 132H102L104 129L106 130L105 126H103L104 129L102 130ZM238 126H239V125H238ZM243 126H244V125H243ZM243 126H242V129H243ZM246 126H247V124H245L244 129H246ZM248 126L251 127V124H250V125L248 124ZM248 126H247V127H248ZM64 127L67 129L66 125H65ZM69 127L71 128V126H69ZM110 127H111V126H110ZM115 127H116V126H115ZM236 127H237V126H236ZM263 127H264V126H263ZM263 127H262V129H263ZM65 128H64V129H65ZM74 128H73V131H74ZM94 128H95V127H94ZM113 128H114V126H113ZM238 128H239V129H238ZM238 128H237L238 131L242 130L240 126H239ZM66 129H65V131H66ZM110 129H111V128H110ZM244 129H243V130H244ZM70 130H71V129H70ZM93 130H94V129H93ZM95 130H96V129H95ZM101 130H102V131H101ZM113 130H114V129H113ZM113 130H112V131H113ZM117 130H118V129H117ZM247 130L250 131V132H252V131H251L252 129H250V130L247 129ZM247 130H245V133H244L245 135H246V133H247ZM68 131H69V130H68ZM68 131H67V132H68ZM77 131H76V132H77ZM107 131H108V130H107ZM236 131H237V130H236ZM238 131H237V132H238ZM260 131H262V130H260ZM263 131H264V130H263ZM55 132H57V129H56ZM70 132H71V131H70ZM89 132H90V131H89ZM91 132H92V131H91ZM113 132H114V131H113ZM243 132H244V131H243ZM58 133H59V131H58ZM63 133H64V132H63ZM71 133H72V132H71ZM71 133H69V135H70ZM74 133H75V132H74ZM74 133H72V134H74ZM78 133H80V132H78ZM106 133H107V132H106ZM108 133H109V132H108ZM110 133L112 134V132H110ZM114 133H116V132H114ZM114 133H113V134H114ZM117 133H118V132H117ZM252 133H253V132H252ZM61 134H62V133H61ZM65 134H66V133H65ZM65 134H63L62 137H63ZM75 134H77V133H75ZM90 134H92V133H90ZM104 134H105V132H104L102 135L105 136ZM120 134H121V133H120ZM244 134H242V136H243ZM247 134H248V133H247ZM66 135H68V134H66ZM81 135H82V134H81ZM94 135H95V133H94ZM94 135H93V136H94ZM114 135H115V134H114ZM114 135H113V137H114ZM118 135H119V134H118ZM56 136H57V133H56ZM58 136H60V134H59ZM58 136H57V137H58ZM70 136H71V135H70ZM74 136H76V135H74ZM109 136H110V134L107 135V136H105V138H106V137H109ZM111 136H112V135H111ZM111 136H110V137H111ZM238 136L240 137L241 134H239ZM257 136H258V137H257ZM71 137H72V136H71ZM76 137H78V135H77ZM82 137H83V136H82ZM82 137H80V138H82ZM99 137H100V138H99ZM110 137H109V138H110ZM118 137H119V136H118ZM118 137H114V139H115V138H118ZM262 137H263V135H262ZM1 138H2V137H1ZM59 138H60V137H59ZM65 138H67V136H66ZM68 138H70V137L68 136ZM72 138H73V137H72ZM72 138H70V139H72ZM80 138H79V139H80ZM109 138H108V139H109ZM263 138H264V137H263ZM57 139H58V138H57ZM70 139H69V140H70ZM73 139H74V138H73ZM73 139H72V140H73ZM83 139H84V138L80 139L79 143H78V142H77V143L74 142V140H73V141L70 140V142H74L75 144H79L81 148H80V149H77V151H78V152H79V150L84 151V152H83V155H84V153H86L87 149L89 150V148H88V146H86L87 149L85 150V145L82 144V142H83L82 140H83ZM94 139L96 140V136H95ZM94 139H93V140H94ZM60 140H62V138H61ZM67 140H68V139H67ZM95 140H94V141H95ZM97 140H96V142H97ZM110 140H112V139L110 138ZM251 140H252V139H250V141H251ZM1 141H2V140H1ZM56 141H57V140H56ZM75 141H76V140H75ZM244 141H245V140H244ZM260 141H259V142H260ZM51 142H53V141H51ZM57 142H60V141H57ZM90 142H92V141H90ZM251 142H252V141H251ZM101 143H102V142H101ZM107 143H108V141H107ZM107 143H103V144H106V146H107ZM245 143H246V142H245ZM263 143H264V141H263ZM52 144H53V143H52ZM59 144H60V143H59ZM261 144H262V143H261ZM62 145H63V144H62ZM119 145H120V144H119ZM119 145H118V146H119ZM3 146H4V145H3ZM54 146H55V145H54ZM121 146H122V145H121ZM121 146H120V148H121ZM244 146H245V144H244ZM247 146H248V145H247ZM249 146H250L249 148H251V145H249ZM263 146H264V145H263ZM55 147H57V146H55ZM59 147H61V146H58L57 148H59ZM64 147H66V145H65ZM64 147H62V148H64ZM255 147H256V146H255ZM57 148H56V149H57ZM62 148H61V149H62ZM67 148H68V146H67ZM69 148H71V147H69ZM69 148H68V150H69ZM90 148H91V147H90ZM92 148H93V147H92ZM92 148L89 150V152H90L91 150H93ZM95 148H96V149H95ZM95 148H94L92 154L95 153V154H93V155L96 156V155H99V152L97 153V151H99L100 148H98V146L95 147ZM97 148H98V149H97ZM115 148H116V147H115ZM117 148H119V147H117ZM120 148H119V149H120ZM61 149H60V150H61ZM64 149L66 150V148H64ZM64 149H62V150L64 151ZM126 149H127V148H126ZM126 149L124 148V151H126ZM128 149H129V148H128ZM243 149H244V148H243ZM251 149H252V148H251ZM251 149H250V150H251ZM257 149H258V150H257ZM257 149H256V150H257V154L255 155V154H252V153H251L252 156H257V155L259 154V153H258V152H259V148H257ZM58 150H59V149H57V151H58ZM68 150H67V151H68ZM70 150H71V149H70ZM70 150H69V151H70ZM96 150H97V151H96ZM120 150L123 151L122 148H121ZM237 150H238V149H237ZM246 150H248V149H246ZM253 150H254V149H253ZM253 150H252V151H253ZM261 150H262V149H261ZM69 151H68V152H69ZM82 151L80 152L81 154H82ZM94 151H95V152H94ZM113 151H114V150H113ZM128 151H129V150H127L126 152H128ZM241 151H242V150H240V151L238 150L239 153H241ZM254 151H255V150H254ZM2 152H3V151H2ZM54 152H55V151H54ZM74 152H75V151L72 150V153H71V152H70V153L73 154ZM103 152H106V150L103 151ZM103 152H101V154H102ZM260 152H261V151H260ZM3 153H4V152H3ZM55 153H56V152H55ZM64 153H65V152H64ZM110 153H111V152H110ZM113 153H114V152H113ZM113 153H112V155H113ZM130 153H132V151H131ZM130 153L128 152V156H129V157L132 156ZM134 153H135V152H134ZM134 153H133V154H134ZM243 153H244V152H243ZM243 153H241V155H242ZM247 153H248V152H247ZM253 153H254V152H253ZM255 153H256V151H255ZM1 154H2V153H1ZM56 154H57V153H56ZM56 154H54V155H56ZM59 154H60V153H59ZM59 154H58L55 158H57V157L59 156ZM68 154H69V153H67V156H68ZM71 154H70V156H69L70 159H71V156L75 157L74 155H71ZM75 154H77V152H75ZM81 154H80V155H81ZM114 154H115V153H114ZM124 154H125V153H124ZM126 154H127V153H126ZM249 154H250V153H249ZM262 154H263V151H262ZM262 154L258 155V157H260ZM2 155H3V154H2ZM61 155H62V154H61ZM61 155H60V157H61ZM85 155H86V154H85ZM103 155H104V154H103ZM130 155H131V156H130ZM243 155H245V153H244ZM62 156H65V155H62ZM67 156H66V158H68ZM81 156H82V155H81ZM91 156H92V155H91ZM91 156H90V157H91ZM116 156H117V155H116ZM134 156H135V155H134ZM252 156H250V157H252ZM2 157H3V156H2ZM4 157H6V156H4ZM88 157H89V156H88ZM90 157H89V158H90ZM100 157H101V156H100ZM113 157H114V155H113ZM118 157H119V156H118ZM129 157H128V158H129ZM247 157H248V156L245 155V158H247ZM258 157H257V158H258ZM261 157H262V156H261ZM261 157H260V158H261ZM63 158H64V157H63ZM80 158H81V157H80ZM84 158H87V157L84 156ZM89 158H87V159H89ZM93 158H95V157H93ZM93 158H92V159H93ZM116 158H117V157H115V159H116ZM131 158H132V157H131ZM131 158H129V159H131ZM133 158H134V157H133ZM242 158H243V156H242ZM253 158H254V157H253ZM260 158H259V159H260ZM59 159H60V158H59ZM59 159H58V160H59ZM70 159L68 158V160H70ZM101 159H102V158H101ZM101 159H99V160H101ZM117 159H118V158H117ZM117 159H116V160H117ZM135 159H136V158H135ZM247 159H248V158H247ZM249 159H251V158H249ZM254 159H256V158H254ZM259 159H257V160H258L259 162H261ZM52 160H53V159H52ZM58 160H57V161H58ZM61 160H62V157H61ZM61 160H60V162H62ZM82 160H84V159H83V156H82ZM85 160H86V159H85ZM90 160H91V159H90ZM96 160H98V159L96 158ZM99 160H98V161H99ZM120 160H122V159L120 158ZM124 160H125V159H124ZM124 160H123V161H124ZM235 160L237 161V164L240 163V162L242 161L241 159L239 160V159H237V158H236ZM257 160H256V161H257ZM263 160H264V159H263ZM53 161H55V160H53ZM86 161H87V160H86ZM94 161H95V160L93 159V162H94ZM130 161H133V160H130ZM238 161H240V162H238ZM245 161H246V160H245ZM55 162H56V161H55ZM63 162H65V164H66L68 161H67V162H66V161H63ZM95 162H96V161H95ZM247 162H248V160H247ZM249 162H250V161H249ZM253 162H254V161H253ZM50 163H51V161H50ZM235 163H236V162H235ZM240 164H241V163H240ZM259 164H260V163H259ZM50 165H52V164H50ZM61 165H62V164H61ZM63 165H64V163H63ZM246 165H247V164H246ZM246 165L244 164V166H245L246 168H248V169H251V168H252V167H249L250 165H247V166H246ZM254 165H255V164H254ZM256 166H257V165H256ZM260 166H261V165H260ZM53 168H54V167H53ZM242 168L244 169V167H242ZM255 168H256V167H255ZM255 168H254V169H255ZM260 168H261V167H260ZM262 168H264V167L262 166ZM262 168H261V169H262ZM98 170L100 171L101 169H98ZM259 170H260V169H258V171H259ZM263 170H264V169H262V171H263ZM90 171H91V169L89 170V172H90ZM95 171H96V170H95ZM252 171H254V170H252ZM252 171H250V172H252ZM260 171H261V170H260ZM262 171H261V172H262ZM91 172H92V171H91ZM97 172H98V171H97ZM93 173H94V172H93ZM100 173H101V172H100ZM102 173H104L103 170H102ZM105 173H106V172H105ZM258 173H259V172H258ZM262 173H263V172H262ZM256 175H258V174H256ZM256 175H254V176H256ZM96 178H97V176H96ZM96 178H95V179H96ZM262 179H264L263 176H262ZM99 180H101V179H99ZM84 188H85V187H84ZM63 189L65 190L66 188H63ZM88 189H89V188H88ZM90 191H91V190H90ZM65 192H66V191H65ZM87 192H88V190H87ZM102 217H104V216L102 215ZM189 217L193 218L192 215L189 216ZM115 218H116V216L114 217V219H115ZM177 218H178V217H177ZM191 218H190V219H191ZM175 219H176V218H175ZM178 219H179V218H178ZM193 219H194V218H193ZM176 220H177V219H176ZM180 220H181V219H180ZM180 220H179V222H176V223H177L176 225H178V223H180V224L178 225V228H179V226H180V227H183V228H189V227L191 226V224H193V223L195 222V221L193 220L194 222L192 221V222H193V223H192V222L188 219V220L191 222V224H190L189 227H188V226H186L185 224L181 223ZM189 221H188V223H189ZM187 225H188V224H187ZM203 225H204V224H203ZM221 225L224 226L223 224H221ZM0 226H1V225H0ZM112 227L114 228V227H116V225H113ZM112 227H111V228H112ZM96 228H97V227H96ZM119 228H120V227H119ZM149 228H151V226H149ZM205 228L208 229V225H206ZM6 229H7V228H6ZM64 229H66V228H64ZM92 229L95 230V228H92ZM207 229H205V230H207ZM263 229H264V228H263ZM109 230H110V229H109ZM118 230H120V229H118ZM159 230L161 231V229H159ZM229 230H230V228H229ZM236 230H237V229H236ZM91 231H92V230H91ZM230 231H231V230H230ZM230 231H229V232H230ZM92 232H93V231H92ZM113 232H114V231H113ZM235 232H236V231H235ZM114 233H115V232H114ZM228 234H229V233H228ZM74 252H76V251H74ZM74 254H78V253H74Z\"/></svg>",
	"mask_w": 264,
	"mask_h": 264
}]
</instances>
